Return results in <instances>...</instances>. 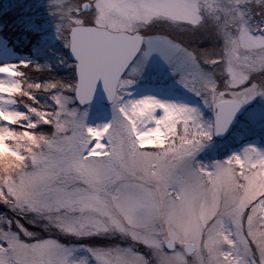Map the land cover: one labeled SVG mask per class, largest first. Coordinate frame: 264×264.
Returning a JSON list of instances; mask_svg holds the SVG:
<instances>
[{
  "label": "snow or ice",
  "instance_id": "1",
  "mask_svg": "<svg viewBox=\"0 0 264 264\" xmlns=\"http://www.w3.org/2000/svg\"><path fill=\"white\" fill-rule=\"evenodd\" d=\"M242 5L51 0L71 80H29L24 69L47 66L27 61L0 65V204L14 213L0 216V264H264V150L197 160L243 105L264 99V27L251 28ZM211 26L221 42L211 53L174 39ZM153 55L211 119L133 97ZM98 86L111 117L92 125L84 106ZM256 124L264 128V106L246 122Z\"/></svg>",
  "mask_w": 264,
  "mask_h": 264
},
{
  "label": "rangeland",
  "instance_id": "2",
  "mask_svg": "<svg viewBox=\"0 0 264 264\" xmlns=\"http://www.w3.org/2000/svg\"><path fill=\"white\" fill-rule=\"evenodd\" d=\"M2 1L6 8H10L8 4L16 5L17 11L14 10L13 12H17V17L24 20L26 26L30 28V31L40 35V42L38 43L39 47L35 46V48H33L32 56L34 58L17 55L12 50L0 44V65L5 63L20 64L21 61H27L30 62V68L32 65L47 66L46 68L42 67L40 72L31 71L32 75L29 80L39 82L52 79L63 80L65 82L71 80L73 70L69 65L73 64V62L69 58L68 49L65 48L61 41L56 38L55 20L49 15V5L51 0ZM84 2L85 0H61L62 4L71 5L73 7H79ZM262 2L263 1L259 3ZM81 15L83 16L84 13L82 12ZM248 25L253 29L259 28L257 26H251L249 22ZM176 35H180L179 37H176V39L182 41V39L187 38L189 33L186 32ZM209 38L211 41L209 43L211 45L209 52L211 53L214 47H220L221 42L218 39H214L212 33ZM203 67L210 71V69H207V66ZM43 73L52 79L47 77L41 79L40 77H42L41 75H43ZM145 90H150L155 93H172L177 99H183L185 104L199 108L206 120L212 118L211 113L203 107L198 97L186 91L176 83V77L156 55H153L149 59L143 69L142 75L137 79L133 88L130 89L132 94ZM37 100L42 104L50 103L47 101L46 96H37ZM73 106L80 108L76 103H74ZM261 106H264V99L261 97H256L248 104L243 105L233 126H236L239 129H245V131H243V133L234 132L232 126L224 136L227 137L229 132H233V137L227 142L224 141V137L219 139L214 136L213 140L210 142V146L205 148L198 155L197 160L203 164H211L218 160L227 159L229 156L241 152L246 147L252 146L256 147L258 150H264V128H261L259 124H256L249 130L246 125V122L251 119L253 114L259 112ZM84 107L88 109L89 118L94 117L106 122L111 117V108L109 104L95 102ZM98 113L100 114L98 115ZM1 207L2 204H0V208ZM4 210V213L0 211V216L10 219L11 214L9 212L7 213L10 209L4 207ZM21 223H24L25 227L30 231H42L40 222H37L35 227L25 221H21ZM92 242L101 246H110L117 243L114 239L110 240L108 238H92Z\"/></svg>",
  "mask_w": 264,
  "mask_h": 264
},
{
  "label": "trees",
  "instance_id": "3",
  "mask_svg": "<svg viewBox=\"0 0 264 264\" xmlns=\"http://www.w3.org/2000/svg\"><path fill=\"white\" fill-rule=\"evenodd\" d=\"M243 10L246 14V20L251 26L264 27V0H243ZM10 8H6L3 1L0 0V44L4 45L6 48L12 50L17 55L25 56L27 58L31 57L33 54V48L39 47L40 35L30 31V28L26 26L23 19L17 17L16 5L8 4ZM20 9V8H19ZM214 31V26L209 27L207 30H198L194 33H189L186 39H182L181 43L186 44L188 47L204 48L210 49L209 44L211 33ZM180 35H175L179 37ZM28 79L32 75L29 69H24ZM39 76V75H38ZM41 79L46 77L52 79L46 75H41ZM1 212H5L4 206L0 208ZM10 213V218L14 217V213L8 210Z\"/></svg>",
  "mask_w": 264,
  "mask_h": 264
},
{
  "label": "bare ground",
  "instance_id": "4",
  "mask_svg": "<svg viewBox=\"0 0 264 264\" xmlns=\"http://www.w3.org/2000/svg\"><path fill=\"white\" fill-rule=\"evenodd\" d=\"M145 95H151L154 96L155 98L161 100V101H169V102H182L184 103L183 99H177L172 93L169 92H161V93H155L150 90H145L141 92H137L136 94H133L134 98H141ZM88 122L92 125L104 123L103 120H98L94 117L89 118Z\"/></svg>",
  "mask_w": 264,
  "mask_h": 264
},
{
  "label": "water",
  "instance_id": "5",
  "mask_svg": "<svg viewBox=\"0 0 264 264\" xmlns=\"http://www.w3.org/2000/svg\"><path fill=\"white\" fill-rule=\"evenodd\" d=\"M68 54H69V58H70V60L74 63V60H73V58H72L71 53H70L69 50H68ZM95 102H97V103L109 104L108 101H107V99H106V97H105V95H104V93H103L102 88H100L99 86H98L97 91H96V93H95V95H94V97H93V100L91 101V103H95ZM76 104H77L79 107H81V106L78 104V102H76ZM240 110H241V108H240ZM240 110L235 114L232 123L229 125V129H228V130H230L231 127L233 126V124H234V122H235L237 116H238L239 113H240ZM228 130H227L225 133H223L222 136H216V137L219 138V139L223 138V137L226 135V133L228 132Z\"/></svg>",
  "mask_w": 264,
  "mask_h": 264
},
{
  "label": "clouds",
  "instance_id": "6",
  "mask_svg": "<svg viewBox=\"0 0 264 264\" xmlns=\"http://www.w3.org/2000/svg\"><path fill=\"white\" fill-rule=\"evenodd\" d=\"M258 2H259V0H258Z\"/></svg>",
  "mask_w": 264,
  "mask_h": 264
}]
</instances>
